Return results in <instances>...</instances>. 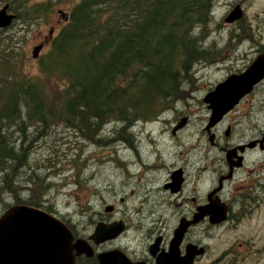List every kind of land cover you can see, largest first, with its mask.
I'll list each match as a JSON object with an SVG mask.
<instances>
[{
	"label": "trees",
	"instance_id": "trees-1",
	"mask_svg": "<svg viewBox=\"0 0 264 264\" xmlns=\"http://www.w3.org/2000/svg\"><path fill=\"white\" fill-rule=\"evenodd\" d=\"M2 1L24 27L46 20L62 2ZM215 1L71 0L68 19L38 56L36 74L24 71L18 45L3 43L0 213L15 203L50 210L42 198L51 183L35 154L59 129L97 145L132 144L136 123L181 100L196 67L218 56L208 29ZM52 81L57 95L49 96Z\"/></svg>",
	"mask_w": 264,
	"mask_h": 264
},
{
	"label": "rangeland",
	"instance_id": "rangeland-1",
	"mask_svg": "<svg viewBox=\"0 0 264 264\" xmlns=\"http://www.w3.org/2000/svg\"><path fill=\"white\" fill-rule=\"evenodd\" d=\"M4 4L5 1H2L0 8ZM70 4L71 0H62L46 20L28 27H24L17 19L13 21L11 28L0 37V53L3 43L18 45L14 48L21 57L24 71L36 74L38 58L32 57V48L41 44L39 54H43L50 47L51 37L64 23L57 10L68 13ZM235 4L242 8V18L227 23L224 18ZM212 17L208 29L219 50L216 60L196 67L192 89L186 90L181 95L182 99L176 101L172 108L151 120L136 123L130 130L133 132L132 144L117 140L106 145H97L59 129L57 135L40 143L36 149L35 160L39 161L42 173H48L47 180L51 183V188L42 198L43 204L50 208L48 212L58 216L75 232L90 230L93 227V211L103 210L105 204L115 200V215L118 208H126L130 222L125 235L131 240L133 247L135 239L140 236V223L135 212L136 197L140 196L136 173H160L159 176L164 177L163 173H169V168H172L178 150L190 149L194 153L198 151L197 147H206L210 153L218 155V151L211 148L207 136L204 137L201 132L210 113L203 102V96L228 74L243 70L260 53V48L264 46V0H217L213 5ZM52 95H57L53 81L49 90V96ZM183 115L188 117L187 124L178 134L171 135L172 125ZM234 120L237 122L235 127L239 134L245 133L249 136L259 131L264 132V86L245 98L237 109L231 110L222 119L218 125L221 138L228 125L233 127ZM110 127L111 125L106 126L107 129ZM114 137L115 135L110 136V140H114ZM233 138L234 131L231 139ZM154 152L157 153L156 158ZM160 156L162 159H159ZM154 159L158 163L157 168L145 171V166ZM208 164L211 162L207 159L206 165ZM247 165L228 184L242 186V178L251 168L252 173H264V153L257 151L249 155ZM210 167L205 172H200L207 173V188L215 180L212 166ZM148 178L145 176L146 181ZM119 196H126L124 202L119 201ZM251 216L252 221L246 214L241 216L236 227L228 231L208 229L202 236L203 242L208 245L206 260L213 261L224 251L229 255L234 254L229 248L231 245L240 253L249 249V254L255 252L253 254L257 256L264 255V241L260 242L264 237V200ZM261 225L262 230L259 233L256 229ZM240 242L242 245L238 248L237 244ZM260 261L257 264H262ZM241 264H250L249 259Z\"/></svg>",
	"mask_w": 264,
	"mask_h": 264
},
{
	"label": "flooded vegetation",
	"instance_id": "flooded-vegetation-1",
	"mask_svg": "<svg viewBox=\"0 0 264 264\" xmlns=\"http://www.w3.org/2000/svg\"><path fill=\"white\" fill-rule=\"evenodd\" d=\"M263 86L264 78L255 84L252 91L242 97L231 110L237 109L245 98L255 94ZM183 116H180L179 119ZM222 119L210 130L213 133L212 140L209 139V133L204 127L201 131L204 137L207 136L211 148L218 151V155L210 153L206 147H197L198 151L194 153H191L190 149L178 150L172 168H169V173H163L164 177L159 176L160 173H136V184L140 189V196L136 197L135 212L138 214L137 218L140 223V236L135 239L133 247L131 240L125 235L130 222L126 208L124 210L118 208V213L115 215V200L105 204L103 210L93 211L91 220L93 227L90 230L75 232L70 228L74 240L77 238L86 240L93 251L91 256L84 253L76 255L75 264H98V254L111 250L121 251L128 259V264H213L214 262L217 264H241L248 259L250 264H257L259 260L264 264V255L257 256L253 254L255 252L249 254V249L240 253L233 249V245L229 248L233 250L234 254L229 255L224 251L220 256L217 255L215 260H206L208 245L203 242L202 236L208 229L228 231L236 227L238 219L245 214L252 221V213L264 200V173H252L253 168L248 169L247 174L242 178L244 181L242 186L228 184L234 180L240 170L248 167L249 155L257 151L264 153V132L259 131L249 136L245 133L239 134L235 127L237 122L234 120L233 127L228 125L224 130L223 138H221L218 133V125ZM178 121L170 129L173 136L181 131L188 119L183 127L172 131ZM233 131L235 138L231 139ZM261 139L262 141H259ZM253 141L254 145L249 146L248 144ZM156 156L157 153L154 152V158ZM159 159L162 157L160 156ZM207 159L211 164L206 165ZM156 162L154 159L145 166L144 170H155L158 166ZM210 166H212L215 180L207 188L205 185L207 173L200 172H205ZM176 170H180V173H174ZM192 171L195 173H191ZM145 176L149 177L147 181ZM131 194H133V190H131ZM126 196H119V201L124 202ZM211 201H217L221 207L224 206L223 219L210 222L209 214L198 215V211ZM106 207H109V210H106ZM218 215L221 216V212H216V217ZM98 222H120L123 231L113 238L96 243L89 239V235ZM181 223L188 225L183 234L175 239V230ZM159 226L162 227L159 228ZM256 230L260 233L262 225ZM261 235L263 236V233ZM263 241L264 237L260 239V242ZM192 245L195 246V250L202 248L203 251L194 254L191 258L189 254ZM241 245L240 242L237 247L240 248Z\"/></svg>",
	"mask_w": 264,
	"mask_h": 264
},
{
	"label": "water",
	"instance_id": "water-1",
	"mask_svg": "<svg viewBox=\"0 0 264 264\" xmlns=\"http://www.w3.org/2000/svg\"><path fill=\"white\" fill-rule=\"evenodd\" d=\"M57 12L62 15L63 21L68 19L63 10L58 9ZM242 15V8L235 4L224 21L232 23L241 19ZM15 17L16 15L9 11L8 3H5L0 8V29L10 26ZM49 33L51 34V31ZM41 47V44L33 46V58H38ZM263 78L264 51L258 53L243 70L228 74L205 93L203 102L210 113L204 128L208 131L210 140L213 139L211 128ZM187 119L186 116L181 117L172 131L183 127ZM254 143L253 141L248 145L253 146ZM174 173H180V170ZM106 210H109V207H106ZM222 210L224 211V206L221 207L217 201H211L198 211V215L209 214L210 222H216L224 218L225 212ZM216 212H221L222 215L216 217ZM187 225H179L175 230V239L183 234ZM122 231L120 222H98L89 239L98 243L113 238ZM190 248L191 258L203 251L202 248L195 250L193 245ZM83 253L87 256L93 254L87 241L82 238L74 240L70 227L62 219L40 207L15 203L0 213V264H75V256ZM127 261L119 250L98 254V264H128Z\"/></svg>",
	"mask_w": 264,
	"mask_h": 264
}]
</instances>
